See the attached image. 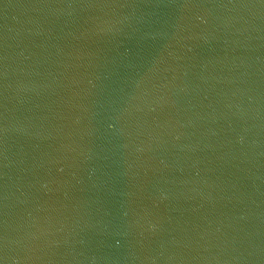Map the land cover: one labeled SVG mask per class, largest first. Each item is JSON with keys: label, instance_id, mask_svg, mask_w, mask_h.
Wrapping results in <instances>:
<instances>
[{"label": "water", "instance_id": "water-1", "mask_svg": "<svg viewBox=\"0 0 264 264\" xmlns=\"http://www.w3.org/2000/svg\"><path fill=\"white\" fill-rule=\"evenodd\" d=\"M0 264H264V0H0Z\"/></svg>", "mask_w": 264, "mask_h": 264}]
</instances>
